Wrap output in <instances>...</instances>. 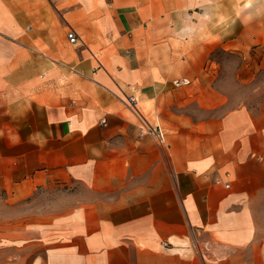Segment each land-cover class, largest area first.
Here are the masks:
<instances>
[{"label":"crops","instance_id":"obj_1","mask_svg":"<svg viewBox=\"0 0 264 264\" xmlns=\"http://www.w3.org/2000/svg\"><path fill=\"white\" fill-rule=\"evenodd\" d=\"M256 49L264 0H0V264H264Z\"/></svg>","mask_w":264,"mask_h":264},{"label":"rangeland","instance_id":"obj_2","mask_svg":"<svg viewBox=\"0 0 264 264\" xmlns=\"http://www.w3.org/2000/svg\"><path fill=\"white\" fill-rule=\"evenodd\" d=\"M213 58L221 62L220 85L231 95V107H264V50L216 52Z\"/></svg>","mask_w":264,"mask_h":264},{"label":"built area","instance_id":"obj_3","mask_svg":"<svg viewBox=\"0 0 264 264\" xmlns=\"http://www.w3.org/2000/svg\"><path fill=\"white\" fill-rule=\"evenodd\" d=\"M67 39L71 44H76L79 41V37L76 34V32L73 29H70L67 33ZM126 103L131 107L134 108L136 110V106H135V99L130 96L127 98ZM142 125L144 127V131L149 133V134H153L155 136H157V138L159 140H162L163 137V133L162 130L157 126V127H153L151 126L144 118H142L141 120ZM169 242H165V245H168Z\"/></svg>","mask_w":264,"mask_h":264}]
</instances>
